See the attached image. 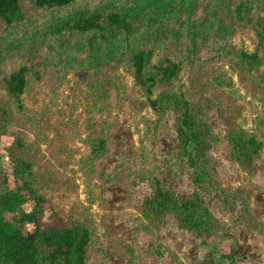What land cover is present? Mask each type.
Masks as SVG:
<instances>
[{"label": "rangeland", "instance_id": "rangeland-1", "mask_svg": "<svg viewBox=\"0 0 264 264\" xmlns=\"http://www.w3.org/2000/svg\"><path fill=\"white\" fill-rule=\"evenodd\" d=\"M214 2L76 0L45 11L33 0H21L25 21L10 30L0 21V111L8 100L3 79L27 66L31 81L25 100L42 118L34 166L48 199L42 224L79 221L92 226L88 264H202L208 252L215 254L216 264H229L223 254L230 253L236 264H264V234L252 227L245 211L248 202L257 227L264 226V151L255 172L246 173L232 158L226 139L233 128L264 138V85L247 66L207 46L227 44L252 52L258 38L248 27L227 29L232 18L225 6L209 28ZM108 10L126 13L134 35L56 32L75 14ZM198 22L205 30L192 25ZM202 32L200 54L183 61L178 86L212 130L207 167L228 190L224 194L193 184L175 156L176 113L159 115L151 109L129 64L131 50L140 47L154 49V62L180 60L191 38ZM260 57L264 72V44ZM8 102L7 125L0 119V191L7 183L14 187V137L23 133L29 141L38 138ZM106 132L107 153L89 165L90 140ZM156 176L179 197L200 193L220 226L207 243L182 229L173 215L157 222L143 214Z\"/></svg>", "mask_w": 264, "mask_h": 264}, {"label": "trees", "instance_id": "trees-1", "mask_svg": "<svg viewBox=\"0 0 264 264\" xmlns=\"http://www.w3.org/2000/svg\"><path fill=\"white\" fill-rule=\"evenodd\" d=\"M76 0H33L37 9L52 11L66 8ZM225 6L231 16V26L251 28L258 38L254 51L231 48L227 44L211 46L221 55H226L247 66L264 85V72L261 68L260 50L264 44V0H215L211 11V25L218 22L219 10ZM26 19L21 0H0V21L10 30ZM65 23V24H64ZM192 25L205 30L204 24ZM70 30L78 33L109 32L112 35L123 33L129 39L134 35L135 26L124 12L108 10L103 13H80L57 27L56 32ZM205 32L191 38V44L180 60L169 57L154 62L153 48H134L129 54V64L133 79L141 89L151 109L161 115L167 111L176 113L178 161L189 172L196 188L206 192L228 193L207 167L208 149L213 138L212 130L202 114L196 112L186 92L178 86L183 70V61H192L199 56L201 47L198 39ZM29 68L21 66L3 79L5 94L9 101L36 130V141H29L23 133L14 137L10 157L14 166V187L7 183L0 191V264H88L89 250L93 245L94 228L79 221H63L60 225L45 227L42 224L44 205L48 202L41 192L38 175L35 172V144L42 136L41 113L28 107L25 95L30 86ZM6 104L1 107L0 119L7 125L10 110ZM9 103V102H8ZM105 129V128H104ZM226 139L232 158L246 173H254L256 161L264 151V138L241 128L231 129ZM110 135L99 133L90 140V155L85 159L92 165L107 153ZM1 174V165H0ZM153 193L143 203V214L157 222L173 215L182 229L195 234L204 243L219 229V222L206 206L199 192L191 197H179L159 177L152 178ZM30 204V210L25 205ZM252 227L264 234V226L258 225L251 217L249 203L245 207ZM27 225L33 230L25 231ZM229 264H236L234 253L223 254ZM202 264H216L215 254L208 252Z\"/></svg>", "mask_w": 264, "mask_h": 264}]
</instances>
